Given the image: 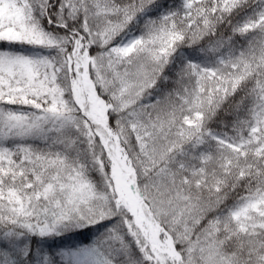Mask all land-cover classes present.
I'll return each mask as SVG.
<instances>
[{
	"label": "snow or ice",
	"instance_id": "6c2138e0",
	"mask_svg": "<svg viewBox=\"0 0 264 264\" xmlns=\"http://www.w3.org/2000/svg\"><path fill=\"white\" fill-rule=\"evenodd\" d=\"M0 264H264V0H0Z\"/></svg>",
	"mask_w": 264,
	"mask_h": 264
}]
</instances>
